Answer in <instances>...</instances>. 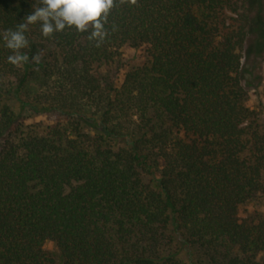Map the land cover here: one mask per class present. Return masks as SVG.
<instances>
[{"label": "trees", "instance_id": "trees-1", "mask_svg": "<svg viewBox=\"0 0 264 264\" xmlns=\"http://www.w3.org/2000/svg\"><path fill=\"white\" fill-rule=\"evenodd\" d=\"M258 2L117 0L102 47L36 24L16 67L2 33L39 0H0V264H56L47 243L64 264H264Z\"/></svg>", "mask_w": 264, "mask_h": 264}, {"label": "clouds", "instance_id": "clouds-1", "mask_svg": "<svg viewBox=\"0 0 264 264\" xmlns=\"http://www.w3.org/2000/svg\"><path fill=\"white\" fill-rule=\"evenodd\" d=\"M120 5L129 3L136 5L138 0H118ZM117 7V0H39V6L19 23L15 30L7 29L2 33L5 47L12 54L7 62L21 67L29 61L24 49L29 47L26 33L30 26L39 24L40 31L45 38L66 28H75L80 33L90 32L87 39L100 48L110 35L106 25L112 10ZM113 31L116 26L112 25ZM41 54L38 51L33 57L34 63H39Z\"/></svg>", "mask_w": 264, "mask_h": 264}, {"label": "rangeland", "instance_id": "rangeland-1", "mask_svg": "<svg viewBox=\"0 0 264 264\" xmlns=\"http://www.w3.org/2000/svg\"><path fill=\"white\" fill-rule=\"evenodd\" d=\"M124 57L129 62L141 60L140 53L134 50L125 51ZM243 67L249 83H252L256 91L251 93V105L255 107L260 102L264 104V0H259L252 12L249 34L243 50ZM261 213L264 214V206ZM44 248L56 264H64L55 244L47 243Z\"/></svg>", "mask_w": 264, "mask_h": 264}]
</instances>
